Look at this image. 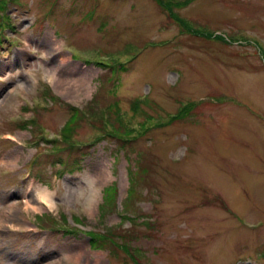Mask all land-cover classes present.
Listing matches in <instances>:
<instances>
[{
	"label": "rangeland",
	"instance_id": "rangeland-1",
	"mask_svg": "<svg viewBox=\"0 0 264 264\" xmlns=\"http://www.w3.org/2000/svg\"><path fill=\"white\" fill-rule=\"evenodd\" d=\"M0 264H264V0H0Z\"/></svg>",
	"mask_w": 264,
	"mask_h": 264
},
{
	"label": "trees",
	"instance_id": "trees-1",
	"mask_svg": "<svg viewBox=\"0 0 264 264\" xmlns=\"http://www.w3.org/2000/svg\"><path fill=\"white\" fill-rule=\"evenodd\" d=\"M79 113L74 112L68 123L65 125L64 129V138L67 141H70L71 136L69 133L73 131V126L72 122L75 121V123L78 120ZM180 116V115H179ZM177 117V116H175ZM133 130L126 127L122 123H120L119 126L113 127V130L109 131V134L112 137L120 138L121 142V147L126 148V142L129 140V138L133 134ZM143 167H140L138 171L134 172L132 171V181H131V188L129 190V194L132 193L133 187L136 186L137 181H139L140 177L139 174L141 173ZM138 172V173H137ZM137 173L136 177L134 178V175ZM118 188L116 186L110 187L106 186L104 188V203L103 206L101 207V210L105 213L108 211H112L115 209V204L117 202V197H118ZM129 196V195H128ZM130 204L131 201L128 202L126 200L125 202V207L129 211L130 210ZM49 220H52L54 223L52 224H57L55 220H53L52 217H48ZM140 219L139 215H131L129 214L128 216L123 215V218L121 219L122 225H119L118 228L114 227L111 228L107 231H95V230H84L81 227L78 226H72L71 229L66 230L65 232L68 234H72L74 232H81L84 231L85 236H87L90 240V245L91 248L97 249V250H103L106 248H112L114 250V256L117 255V250H121L122 252L125 253V256H129L130 258L133 256V242L136 240L134 239L136 236V231L134 230L136 226V221L138 223V220ZM77 220V223H80V219L75 218ZM129 222L130 224V229L126 228L123 229L122 226L126 223ZM48 226H51L50 223H46ZM62 228V227H60ZM59 230V229H58ZM63 231V230H60ZM114 247V248H113ZM113 250H111L113 252Z\"/></svg>",
	"mask_w": 264,
	"mask_h": 264
},
{
	"label": "bare ground",
	"instance_id": "bare-ground-1",
	"mask_svg": "<svg viewBox=\"0 0 264 264\" xmlns=\"http://www.w3.org/2000/svg\"><path fill=\"white\" fill-rule=\"evenodd\" d=\"M54 49L57 50V48H55L52 45L50 47V50H54ZM66 62H68V57L66 55H62V58L54 66V68H60V66H62L64 68L67 65L70 66ZM81 68H82L81 66L68 67L69 72L64 77L59 78L58 84L59 85L65 84V90L67 93H70L73 95V94L77 93L78 91L80 92V91L86 89V85L89 82V78L87 77L88 75L85 72L81 71ZM101 172L103 174H107L106 169H102ZM39 196H41V200L45 199V200L49 201L48 206H52V203L54 200V193H52L51 191H47V190H40Z\"/></svg>",
	"mask_w": 264,
	"mask_h": 264
}]
</instances>
